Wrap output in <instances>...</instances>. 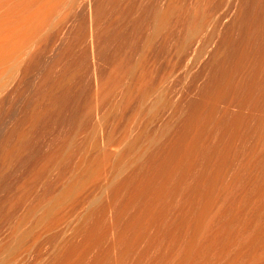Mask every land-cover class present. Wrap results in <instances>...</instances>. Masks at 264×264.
I'll use <instances>...</instances> for the list:
<instances>
[{"label": "bare ground", "instance_id": "1", "mask_svg": "<svg viewBox=\"0 0 264 264\" xmlns=\"http://www.w3.org/2000/svg\"><path fill=\"white\" fill-rule=\"evenodd\" d=\"M120 1L0 0V110L17 119L0 133V180L12 165L22 167L15 193L4 202L0 195V264L22 256L29 264H237V250L261 240L264 158L244 151V118L233 111L243 103L254 111L264 99L253 69L240 73L245 86L215 63L189 111L165 102L174 115L154 127L165 107L151 87L161 62L154 57L194 46L215 19L209 14L199 25L198 12L188 14L191 1L161 0L156 12L147 6L151 14L142 2L144 9L132 8L129 17L139 15L124 27ZM230 20L222 22L226 32L239 25ZM257 38L253 54L264 50V36ZM133 41L140 42L136 64ZM228 51L218 42L211 61L229 60ZM65 227L71 233L50 248V236Z\"/></svg>", "mask_w": 264, "mask_h": 264}, {"label": "rangeland", "instance_id": "2", "mask_svg": "<svg viewBox=\"0 0 264 264\" xmlns=\"http://www.w3.org/2000/svg\"><path fill=\"white\" fill-rule=\"evenodd\" d=\"M123 1V3L126 1V3L124 4L126 7H125V10L123 9V7H122V9L124 10V12H126V13H128V14H126V15H128L127 17H126V15H125V17L127 18H125V19H121V22H122V20L124 21V22H120L121 24H124V27H125V25L127 26V24H131V25H133L134 26V22H131L130 23V19H133V18H135V17H133V15L135 14L137 17H138V15H137V11L139 12V10H141L143 7H142V5H144V4H146V5H144V6H146V7H144V8H147V6L149 5V7H152L151 8V10L153 9H158L160 6L159 5H161V3H159L158 1H160V2H162L161 0H143V1H140V0H129V1H127V0H122ZM122 1H120V2H122ZM135 1V2H134ZM187 1V0H186ZM191 1V2H190ZM193 0H188V2H190L189 4H188V14L190 15V13H191V15L190 16H192L193 14L192 13H194V15L193 16H196L195 14L197 13L198 14V16H196L198 19H200V17H201V22L199 21V25H202V23L204 22V24H205V22H206V20H204V19H207V20H209V14L211 15V16H213L214 17V21H213V17L211 18L210 17V19L213 21V24H210V23H212L210 20V23H208L209 25L207 26V24H206V27H207V29L205 28V30H206V33H204V35L205 34H207V35H205V37H203L202 36V39H200L198 42L196 41V43L194 44V46H192V47H188L187 49L185 48V50H183V48H181L182 50H183V52H182V50L181 51H179V53H177L178 51H175V50H173V51H171V50H166V49H164V50H166V51H169V52H166V51H164L163 49H161V48H159L158 50H160V52L163 50V53L161 54V53H158V54H160L159 55V57L158 56H152L151 58H153L154 57V60H155V58L157 57V58H160L161 59V62H159L158 64H157V66H155V67H157V68H155L156 69V71H155V74L157 73V76L155 77L154 76V81L152 82V85H151V87H153L152 89H153V93L155 94V95H158V96H160L161 98H162V100L164 101V104H165V107H164V109L162 108V112H160L158 115L159 116H157L155 119V121L153 120L152 121V125L154 126V123L153 122H155V124H156V127L157 126H159V125H161L162 123H164V122H166V119L167 118H169L170 116L172 117V115H174V113H172L173 112V109L174 108H176L177 110H182L183 108H185V107H187V105H188V111H189V109L191 108V106L194 104V102H196V99L198 100V98L200 97L199 95H201L202 94V91L204 90V88H205V86H204V84L206 85V80H209L212 76H211V73L213 72V67H215V63H220V64H216V66L217 67H219L218 69H219V71L220 72H222V73H224V74H228L229 75V77L232 79V81H233V83L234 84H244L245 86H248V85H250L249 84V81H248V79H247V76L246 77H244L243 76V74L244 73H246V71L247 72H251L252 71V69H253V72L255 73V77H254V80H257L258 79V82H259V86H260V89L264 92V88H263V86H264V84H263V81H264V50H263V52L262 53H259V54H257V53H255L254 52V54L249 50V48L250 49H252V46L254 47V43L256 42V40H255V38H257L258 36V38H259V41H260V39H261V37H263L264 36V1L263 0H250L251 2H249V0H246V1H248V2H246V4H248V6L246 7V5H243V7H246V8H244L243 10L242 9H240V12L242 11L243 13V18H241V20H240V22L242 21V19H243V23L241 24L240 22H239V20L238 19H240V18H238L237 19V22H236V12L235 11H237V13H238V10H236L237 8H242V7H240V5L239 4H241V3H244L243 2V0H237L238 2L237 3H239V4H237V3H234V2H236V0L234 1V0H212V1H210V2H212V4L211 3H207V5H208V9L207 10H205L206 9V6H205V1L207 2V1H209V0H200L199 2L200 3H198V6L197 5H194V4H192L193 2H192ZM232 1V2H231ZM261 1H263V2H261ZM128 2H129V4H128ZM141 2H142V5H141ZM157 2V3H156ZM134 3V4H133ZM137 3V4H136ZM159 3V4H158ZM233 3H234V5H233ZM121 4V3H120ZM155 4V5H154ZM211 6H210V5ZM232 4V5H231ZM235 4H236V6L237 7H234L235 6ZM245 4V3H244ZM260 4V5H259ZM123 5V6H124ZM138 7H137V6ZM141 5V9L139 8V6ZM151 5H154V7L153 6H151ZM156 5H158V7L156 6ZM194 5V6H193ZM238 5H239V7H238ZM122 6V5H121ZM134 6V7H133ZM210 6V7H209ZM136 7V8H135ZM147 8L146 9V11L147 12H150V13H148V14H151V11H148V10H150V8ZM196 7V8H195ZM214 7H216V8H214ZM132 8H135L136 10L139 8V10H137V11H135V9H134V11L135 12H133L134 14L131 16V17H129L130 15H131V12L133 11V9ZM143 8V9H144ZM255 8V9H254ZM197 9V10H196ZM215 9H216V11H215ZM152 10V11H153ZM206 11V12H205ZM207 11L209 12L207 15H208V18H207V15H206V13H207ZM214 11H215V13H214ZM248 11H250V12H248ZM123 12V13H124ZM153 12H156L155 10L153 11ZM196 12V13H195ZM203 12H205V14L203 13ZM246 12H248V13H246ZM83 12L81 11V13H80V15H83V14H85V13H83ZM200 13V14H199ZM124 15V14H123ZM204 17H203V16ZM84 16V15H83ZM80 17L82 20H83V18L84 17ZM110 16V15H109ZM206 16V17H205ZM220 16H221V19H223V21L220 19ZM235 16V17H234ZM247 16V17H246ZM122 17H124V16H122ZM216 17V18H215ZM232 17V18H231ZM245 17H246V19H245ZM248 17H249V19H248ZM202 18H203V20H202ZM229 18V19H228ZM85 19V18H84ZM110 19V18H109ZM114 18H112V19H110L109 20V23L110 24H112V20H113ZM136 19V18H135ZM217 19V20H216ZM220 19V20H219ZM230 19H233V21H234V19H235V22L236 23H239V25L238 24H236V26L234 27V29H232V30H230V31H227L226 32V30H224L225 28H224V24L222 23V22H224L225 23V27L227 26V25H229L230 23L229 22H231L232 20H230ZM81 20V23H84L85 22V20H83L82 21ZM246 20H248V21H246ZM111 21V22H110ZM125 21H127V22H125ZM132 21V20H131ZM134 21V20H133ZM136 21V20H135ZM203 21V22H202ZM215 21H217V23H215V24H217V25H220V29L225 33H221V31H220V33H218L219 35L220 34H222V35H217V32H219L218 30H216V28H215V24H214V22ZM262 23H261V22ZM118 22V23H119ZM226 22L228 23V24H226ZM127 23V24H126ZM255 24H257L255 27H254V25ZM83 25V24H82ZM81 25V26H82ZM214 25V26H213ZM132 26V27H133ZM123 27V28H124ZM128 27H129V25H128ZM132 27H131V29H132ZM213 29H212V28ZM224 29H223V28ZM262 28V30L260 29V32H259V34L258 33H256V31L259 29V28ZM127 28V27H126ZM256 28V29H255ZM128 29H130V27L129 28H127V30ZM130 29V30H131ZM252 29H255V31H253ZM130 30H128V31H130ZM145 30V29H144ZM143 30V31H144ZM216 30L217 32H214V31ZM249 30H250V32H249ZM124 33L123 34H125L124 36H122L123 38L126 36L127 37V35L128 34H126L128 31H126L125 30V28H124ZM125 31H126V33H125ZM142 31V30H141ZM212 31V32H211ZM252 31V32H251ZM259 31V30H258ZM138 32L139 31H137V35H139L138 34ZM145 32V31H144ZM250 33V35L252 36V33H253V35H254V33H255V35H254V37L255 38H253V36L251 37L250 35H249V33ZM129 33V32H128ZM142 33V32H141ZM262 34V36H261V34ZM142 34H144V33H142ZM214 35H216V36H214ZM247 35H249V36H247ZM142 36V37H141ZM144 36H145V34H144ZM219 36V37H218ZM247 36V37H246ZM121 37V39H123ZM138 37L139 36H137V38L135 37V40L134 41H136V42H138V41H140V39L138 40ZM140 37H141V41H142V38H143V35H140ZM139 37V38H140ZM213 37H216V38H213ZM221 37V38H220ZM234 37H236L235 39H234ZM245 39H244V38ZM248 37H249V39H248ZM210 38V39H209ZM257 38V39H258ZM216 39V40H215ZM250 39H252V40H250ZM209 40V41H208ZM215 40V41H214ZM253 40H255V42L253 41ZM264 40V39H263ZM120 41V40H119ZM118 41V42H119ZM133 41V42H134ZM211 41V42H210ZM248 41H251V44H250V42L248 43ZM215 42V43H214ZM218 42H219V44L220 43H223V45H225L226 47H227V51H228V49H229V51L228 52H230L229 53V57H228V59L231 61V59H234L233 60V62L231 61V62H229V60H227V61H225V62H227V63H225L224 62V60L225 59H222V60H220V58H218L219 60L218 61H216L215 62V60H213V62H214V64H213V62L211 61V54H212V52H213V50H214V48L217 46V44H218ZM254 42V43H253ZM261 42V41H260ZM264 41H262L261 43H263ZM135 43V42H134ZM252 43H253V45H252ZM140 44V42L139 43H135V46H134V44H133V47H132V44H131V47L130 48H132L131 49V51H132V54H130V57H132L131 59H130V61H132L133 63H135L134 61H136V63H137V60L139 59V56H137V52L140 50L139 48V45ZM212 44V45H211ZM250 45V47H248V46ZM112 46V45H111ZM213 46V47H212ZM235 46V47H234ZM262 46L263 47H261V48H263L264 49V43L262 44ZM139 47V48H138ZM230 47V48H229ZM194 48V49H193ZM213 48V49H212ZM248 48V49H247ZM111 49H113V46H112V48ZM152 49H154V48H152ZM193 49V50H192ZM206 49L208 50V52L206 51ZM114 50V49H113ZM155 50H156V48L153 50L154 51V54H153V52H152V54L153 55H158V54H156L157 52H155ZM212 52H211V51ZM233 50V51H232ZM149 51V50H148ZM148 51L146 52V54H147V56H148ZM152 51V50H151ZM157 51V50H156ZM171 51V52H170ZM245 51V52H244ZM113 52V51H112ZM111 52V53H112ZM164 52H166V53H164ZM187 52V53H186ZM192 52V53H191ZM205 52V53H204ZM210 52V53H209ZM243 52V53H242ZM131 53V52H130ZM139 53V52H138ZM149 53H151L150 51H149ZM168 53V54H167ZM176 53V54H175ZM233 53V54H232ZM244 53H245V55H244ZM171 54V55H170ZM191 54V55H190ZM204 54V55H203ZM231 54V55H230ZM256 54V55H255ZM132 55V56H131ZM139 55V54H138ZM162 55V56H161ZM165 55H170L169 57L168 56H165ZM151 56V54L149 55V57ZM165 57L166 58V60H165V58H163V61H162V57ZM245 56V57H244ZM255 56V59L253 58ZM138 57V58H137ZM169 59H168V58ZM207 57V58H206ZM262 57V58H261ZM156 58V59H157ZM231 58V59H230ZM149 59L150 58H147V61L149 62ZM207 59V60H206ZM245 59V60H244ZM164 60H165V62H164ZM168 60H170V61H168ZM216 60H217V58H216ZM255 60V61H254ZM256 60H258V62L256 61ZM150 61L152 62V64H153V61L150 59ZM166 61H168V62H166ZM186 61V62H185ZM245 61V62H244ZM248 63H247V62ZM132 62H130V63H132ZM162 62H164V64L162 63ZM208 62V63H207ZM229 62V63H228ZM256 62V63H255ZM135 63V64H136ZM162 63V64H161ZM166 63H167V66H166ZM170 63V65L172 64V63H175V64H173L174 65V67L173 66H170V65H168ZM183 63V64H182ZM232 63V64H231ZM234 63V64H233ZM237 63V64H236ZM250 63H252V64H250ZM150 64V63H149ZM223 64H224V67H223ZM229 65V67H228V65ZM231 64V65H230ZM254 64H255V66H254ZM133 65V64H132ZM177 65V66H176ZM246 65V66H245ZM249 65V66H248ZM222 66V67H221ZM227 66V67H226ZM248 66V67H247ZM254 66V67H253ZM261 66V67H260ZM169 67L171 68L172 67V69H170L169 70ZM262 67H263V69H262ZM226 68V69H225ZM250 68H252L251 70H250ZM158 69V70H157ZM232 69L234 70V71H232ZM172 70V71H171ZM246 70V71H245ZM258 70V71H257ZM168 71H170L169 73L171 74V76H170V74L168 73ZM211 71V72H210ZM259 71H261L262 72V76L261 75H257V74H260L259 73ZM238 72V73H237ZM242 72H244L243 74H241L240 75V73H242ZM168 73V74H167ZM233 73H235V75L233 74ZM154 74V75H155ZM203 75V76H202ZM212 75H213V73H212ZM246 75V74H245ZM210 77V78H207V77ZM235 77H236V79H235ZM262 77V78H261ZM259 78H261L260 80H259ZM240 79V80H239ZM247 79V80H246ZM245 82V83H244ZM202 84V85H201ZM263 88V89H262ZM199 92V93H198ZM152 93V94H153ZM199 94V95H198ZM154 95V96H155ZM170 102L169 104H171V103H173L174 104V108L173 107H171V106H173V105H171V106H169V104H167V103H165V102ZM263 101V102H262ZM261 103H260V105H258V109H256V110H254V111H251L252 109H248L249 108V106L247 107V105H244V103H243V105H242V107H241V104L240 105H238L237 107H234L235 109H233V111H237L238 112V114H240V117L243 119L244 118V120H242L243 121V126L245 127V129H244V127L242 126V128L244 129V132H242V135L244 136V138H245V134H246V137H247V142L245 141V139H244V141L245 142H243V143H245V145L243 144V147H245V150L244 151H247V153L246 154H249L250 152H252V153H256V154H258L259 152V154L258 155H261L262 156V158H264L263 156H264V99L263 100H261L260 101ZM167 104V105H166ZM239 107V108H238ZM5 108V107H4ZM3 108V109H4ZM166 108V109H165ZM2 109V110H3ZM6 109V108H5ZM4 109V110H5ZM175 110V109H174ZM248 110H249V112H248ZM11 113V115L9 116V114H8V111H5V112H7L6 114H5V112L4 111H1L0 110V112H2V114H3V116H2V114L0 115V116H2V117H4L5 115H7L8 114V116H7V118L5 119H3L4 120V126L5 125H7V124H5V121H6V123H9L8 125L10 126L13 122H15V120H17L16 119V114H14V112L15 111H12V110H9ZM250 111H251V113H250ZM4 112V113H3ZM222 112H225V111H222ZM237 112H235L234 113V115L235 114H237ZM243 112V113H242ZM247 112H248V114H247ZM244 113H245V115L246 116H244ZM253 113V114H252ZM226 114H228V113H226ZM231 114H233V113H231ZM254 115V116H252V115ZM14 115V116H13ZM252 116V117H249V116ZM224 116H227V115H225L224 114ZM2 117L0 118V120L2 119ZM248 119H247V118ZM250 118V119H249ZM13 119V120H12ZM15 119V120H14ZM246 119V120H245ZM254 119V120H253ZM257 119V120H256ZM168 120H170V119H167V121ZM247 121V123H245V122ZM254 121V122H253ZM255 121H256V123H255ZM3 122V121H2ZM10 122H11V124H10ZM248 122H250V123H248ZM0 123H1V121H0ZM252 123V124H251ZM254 123V124H253ZM261 123V124H260ZM249 124V125H248ZM259 126H258V125ZM1 125H3V124H0V128L2 129L1 130V135H2V131H5L6 130V128L8 127V125L6 126V127H1ZM248 125V126H247ZM254 128H253V127ZM256 126L258 127V128H256ZM155 127V126H154ZM250 127H252L253 128V130H252V128H250ZM261 127V128H260ZM247 128V129H246ZM250 128V129H249ZM252 130V131H251ZM256 131H257V133L258 134H256ZM253 132H255V134H253ZM5 133V132H4ZM247 134L248 135H250V136H247ZM1 135H0V138H1ZM262 135V136H261ZM263 138V139H262ZM255 139H256V141H255ZM253 140V141H252ZM260 140V144L258 143V141ZM243 141V140H242ZM250 142V143H249ZM248 143H249V145H248ZM259 144V145H258ZM241 145V144H240ZM248 145V146H247ZM252 145L253 146H256V149H253L252 148ZM260 146V147H259ZM250 147L253 149V151L252 150H250L249 151V149H250ZM258 147V148H257ZM255 148V147H254ZM244 149V148H243ZM256 150V151H255ZM257 151H259V152H257ZM26 159V158H25ZM21 160H24V158L22 159L21 158ZM19 162H20V158H19V160H18ZM17 161V162H18ZM17 162L15 161V163L14 164H17ZM23 162V161H22ZM22 162L20 163V164H22ZM19 164V165H20ZM23 164H24V162H23ZM22 164V165H23ZM18 165V164H17ZM18 165V166H19ZM13 166V165H12ZM11 166V168H13L12 169V172H11V168H10V171H9V173H7L6 174V172H3V177H2V179L0 180V195L2 196V200H1V198H0V200L1 201H5V200H7L6 198H8L9 196H10V193L11 192H13V193H15V189H12L13 187H16L17 185H18V182H19V180L22 178V167H21V169H18V168H16V170L18 169L19 170V172H18V170L16 171L15 170V165L12 167ZM21 166V165H20ZM19 166V167H20ZM6 169H9V168H6ZM6 169L4 170V171H6ZM8 171V170H7ZM15 171V172H14ZM4 174H6V175H4ZM12 174V175H11ZM18 174V175H17ZM9 175H11V176H9ZM17 175V176H16ZM13 176H14V178H13ZM14 179V180H13ZM12 180V182H10ZM16 180V181H15ZM5 181V182H4ZM14 182V183H13ZM16 182H17V184H16ZM12 183V184H11ZM3 184V185H2ZM16 184V185H15ZM15 185V186H14ZM13 186V187H12ZM2 192H4L5 194H9L8 196L7 195H4V193H2ZM12 193V194H13ZM11 194V195H12ZM0 196V197H1ZM6 198H5V197ZM0 201V202H1ZM5 210V209H4ZM9 213V211H6V213L5 214H8ZM262 222H264V217L262 218V220H261V224H260V226L261 225H263L262 224ZM259 226V232H260V230L263 228L264 229V227H260ZM264 226V225H263ZM71 228L70 227H65L62 231L61 230H56L55 232H54V234H52L51 236H50V239H51V241H50V248H52L54 245H58V243H60L61 241H59V240H61L62 238H65V236H68L70 233H71V230H70ZM263 229H262V231H261V233H263L264 231H263ZM64 231H66V232H64ZM261 233H259V237H261L260 239L261 240H263V241H261V240H258V243H260L261 242V244H258L257 243V241H256V243H255V246L254 247H252V249H238L237 250V253H236V262H237V264H264V235H262V236H260L261 235ZM6 234V232L2 229V230H0V239H1V237L3 238V236ZM263 238V239H262ZM40 245V243L38 242V247H36L35 249H43L42 247H40L39 246ZM256 245H257V247H256ZM259 245H260V247H259ZM257 249H256V248ZM258 247H259V249H258ZM253 248H255V249H253ZM254 250V251H253ZM46 251V250H45ZM45 251H43V253L45 252ZM239 251V252H238ZM46 253V252H45ZM239 255V256H238ZM23 258H25L26 259V256H22V257H19L18 259H17V263L16 264H19V262H20V264L22 263V264H25V259H23ZM27 259H29V258H27ZM26 259V264H29L31 261V259L30 260H27ZM263 260V261H262ZM23 261V262H22ZM28 261V262H27Z\"/></svg>", "mask_w": 264, "mask_h": 264}]
</instances>
